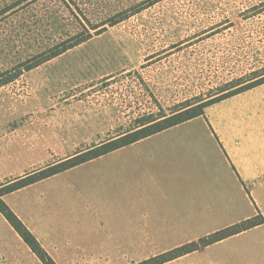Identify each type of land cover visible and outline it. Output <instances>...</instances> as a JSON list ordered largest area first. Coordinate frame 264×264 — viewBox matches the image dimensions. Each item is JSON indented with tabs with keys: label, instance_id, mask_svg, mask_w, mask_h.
<instances>
[{
	"label": "rangeland",
	"instance_id": "obj_1",
	"mask_svg": "<svg viewBox=\"0 0 264 264\" xmlns=\"http://www.w3.org/2000/svg\"><path fill=\"white\" fill-rule=\"evenodd\" d=\"M87 31L90 39L0 87V187L264 72V0H0V72ZM91 167L4 196L40 227L59 264H134L200 238L139 227L115 237L64 233L65 206L80 197L71 184ZM5 221L0 212L2 234ZM27 248L22 264H43ZM218 250L242 257L217 259ZM226 263L264 264V237L232 238L164 264Z\"/></svg>",
	"mask_w": 264,
	"mask_h": 264
},
{
	"label": "crops",
	"instance_id": "obj_2",
	"mask_svg": "<svg viewBox=\"0 0 264 264\" xmlns=\"http://www.w3.org/2000/svg\"><path fill=\"white\" fill-rule=\"evenodd\" d=\"M86 165L91 170L82 171L79 185L71 184L74 191L79 186L80 197L65 206L71 221L64 223V233L115 237L135 235L139 227L150 236L201 238L264 218V82L208 105L200 116L58 174ZM20 218L40 241V227ZM4 224L0 264H22L26 245L37 256L8 220ZM236 237H264V222L175 260ZM214 254L242 257L234 251Z\"/></svg>",
	"mask_w": 264,
	"mask_h": 264
},
{
	"label": "trees",
	"instance_id": "obj_3",
	"mask_svg": "<svg viewBox=\"0 0 264 264\" xmlns=\"http://www.w3.org/2000/svg\"><path fill=\"white\" fill-rule=\"evenodd\" d=\"M15 6V5H14ZM112 22V21H111ZM118 21H113L111 24L114 25ZM99 27V26H98ZM95 27L94 29H97ZM100 32V31H99ZM92 34L87 31L86 35L74 39V41H63L62 43L54 46L47 52L40 53L24 63L17 65L14 70H7L0 72V87L13 81L15 78L20 76L24 70H31L35 67L40 66L44 62H47L60 54L68 51L69 49L85 42L90 39ZM240 80V79H239ZM238 80V81H239ZM237 81V82H238ZM264 82V72L253 76L247 81H240L239 83H231L224 85L218 96L212 98L205 102H196L195 105L186 106L185 110L172 114L170 116L161 115L158 118L149 119L138 123V126L124 131L116 136L106 140L100 146L87 150L85 152L79 153L63 162L58 164L48 166L47 168L41 169L32 175L21 178L11 184L0 187V211L10 222V224L16 229V231L22 236L25 242L30 246V248L37 254V256L42 260L44 264H57L54 258L48 253V251L42 246L37 237L32 233V231L26 226L22 219L16 214V212L9 206V204L4 200V195L13 192L19 188L27 186L28 184L34 183L36 181L48 178L50 176L56 175L67 169L75 167L91 159L97 158L103 154L112 152L123 146L132 144L139 139L151 136L157 132L164 129L170 128L181 122L193 119L197 116L204 114V109L210 104L223 100L224 98L239 93L243 90L249 89L253 86L261 84ZM233 85V86H231ZM264 222L263 216L261 218H250L238 224L220 229L214 233L201 237L197 240L182 244L171 250L163 252L157 256L150 257L148 259L136 262L134 264H164L168 261L174 260L180 256L187 253L199 250L202 247L209 246L218 241L228 238L234 234L242 232L244 230L250 229L260 223Z\"/></svg>",
	"mask_w": 264,
	"mask_h": 264
}]
</instances>
